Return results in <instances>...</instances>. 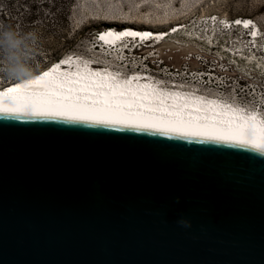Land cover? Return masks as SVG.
<instances>
[{
  "label": "water",
  "instance_id": "95a60500",
  "mask_svg": "<svg viewBox=\"0 0 264 264\" xmlns=\"http://www.w3.org/2000/svg\"><path fill=\"white\" fill-rule=\"evenodd\" d=\"M97 116L0 113V264H264V152Z\"/></svg>",
  "mask_w": 264,
  "mask_h": 264
},
{
  "label": "rangeland",
  "instance_id": "374dc122",
  "mask_svg": "<svg viewBox=\"0 0 264 264\" xmlns=\"http://www.w3.org/2000/svg\"><path fill=\"white\" fill-rule=\"evenodd\" d=\"M44 1L50 5L52 0ZM44 10L45 14L40 22H36L34 27L28 30L25 29L1 48L0 85L10 83L9 76H26L37 72L41 69L40 61L45 63L55 51L56 56L59 54L61 58L70 53L97 56L99 50L95 47H100V44L95 41V33L102 31L109 24L103 20L146 24L159 31L174 24L185 25V32L175 38L181 46L174 45V39L170 38L171 42L167 41L157 47L161 52L167 49L176 52L172 60L177 65L181 63L185 53L193 51V48L185 47L189 43L193 45L191 40L206 37V21L210 16L229 20L249 18L255 20L264 32V0H71L68 23L62 29L55 26V19L59 17L56 9ZM21 15L22 12L8 14L14 18ZM48 29L54 35L61 34L63 39H46ZM135 63H139V60L135 61L133 66ZM14 64L17 67L15 70Z\"/></svg>",
  "mask_w": 264,
  "mask_h": 264
},
{
  "label": "built area",
  "instance_id": "2783aa9c",
  "mask_svg": "<svg viewBox=\"0 0 264 264\" xmlns=\"http://www.w3.org/2000/svg\"><path fill=\"white\" fill-rule=\"evenodd\" d=\"M237 20L242 19L208 17L206 37L191 40L193 45L185 44L193 51L185 53L178 65L172 60L176 52L168 49L161 52L157 47L170 38L174 39V45L181 46L175 38L185 32L183 24L174 27L171 34L165 37V33L161 34L160 38L144 41L137 48L122 41L121 46L127 48L122 72L133 78V82L139 79L169 92L236 102L244 114L255 112L257 117L264 116V32L255 20H245L250 21L247 27L242 21L235 23ZM137 60L139 63L133 66ZM49 64L40 70H46ZM35 72L9 79L20 80Z\"/></svg>",
  "mask_w": 264,
  "mask_h": 264
},
{
  "label": "bare ground",
  "instance_id": "6f19581e",
  "mask_svg": "<svg viewBox=\"0 0 264 264\" xmlns=\"http://www.w3.org/2000/svg\"><path fill=\"white\" fill-rule=\"evenodd\" d=\"M245 20H249V18H245L242 19L241 21L244 22ZM107 23H109L108 25L105 26V28H103L102 34H108L111 33V35H106L104 41H108L111 40L112 38H118L119 40H123L127 37H140V38H147V36H149V40H153L156 38H160L161 34H164L166 32H168V30L173 29L174 27H178L182 24H174L172 27L166 29V30H154L152 29L150 26H147L146 24H142V25H138V24H133L130 22H116L115 20L113 21H106L103 20ZM118 23V24H117ZM109 31V32H106ZM147 34V35H145ZM171 34V33H168ZM168 34H166L165 36H167ZM164 36V37H165ZM97 47H95L96 49ZM67 55H72V53L67 54ZM75 56H79L78 54H75ZM78 60L75 61V64L79 66ZM64 65H66L65 62H61L58 63L57 69L56 71L53 73V76H60V77H65L64 74L67 73V71H63ZM68 65V63H67ZM111 70V69H110ZM109 69L105 70V72H110ZM48 71V70H40L37 71L31 75H29L26 78H22L20 80H13L8 84H5L4 86H0V92H3L6 88L17 84V83H21V82H25V81H30L32 80L34 77L40 75L41 73ZM108 76H110V74H107ZM27 76V75H26ZM101 76V75H100ZM107 77V76H106ZM111 77V76H110ZM118 76L113 77L114 80L110 79V80H104L102 78L100 79H96V77H87L86 81H82V82H78L80 84L83 85H89L91 86V83L89 82L90 80L98 83V89L95 90V93L100 95L101 94H107V95H112L113 97L116 98V96L113 95L114 90L117 87H122V86H117V82H122L121 80H119L117 78ZM121 78H124V76H121ZM127 78V77H125ZM133 78H130V82L129 83H125V81L123 82V89L124 90H128V93L131 94H125V95H129L130 97H127L128 100L129 98L133 99L134 97H136L135 99V103L144 107L143 104V100L149 101L153 98H155V102L154 105L148 106L149 108H153L151 112H156V109L158 106V109H160L159 111L164 113V115L160 114L159 116H153L152 118L148 119H143V117H139V118H130V116L126 115V112L121 111L119 114L115 113V108L113 107H109L107 108V110L105 111L104 114L98 113L97 108H99L97 105L95 104H86L85 102H83L80 96V104L83 105L84 111L85 113H89V114H95V115H103V116H113L116 118H126V119H130V120H134V121H141V122H148V124H160L163 122H174V123H180L185 127H189V128H196V129H200V130H210V131H216V132H221L224 134H227L229 132L226 130H221L215 126H208L207 124V120H213V121H220L221 123H225V122H232V124H241L244 122V120L242 118H246V117H250V116H255L256 117V113H251L250 115H246L244 114L245 112L242 111V109L237 105L236 102H232V101H222L219 98H217L216 100H208L207 98L203 97V96H195V95H190L187 94H181L179 92H169L164 88H159L158 85H154V84H149V82H143L140 81L139 79H136L137 81L134 83ZM55 81H59V82H64V81H60L54 79ZM139 80V81H138ZM132 81V82H131ZM66 84V83H65ZM105 87L107 90L104 91L105 89H103L102 87H104V85H106ZM64 85V83H63ZM135 85V88L133 87ZM158 86V87H157ZM71 87L74 90L78 88V86L76 85H69L67 84L66 86H64V88H68ZM101 87V88H100ZM145 87L147 89H145ZM79 89V88H78ZM167 92H166V91ZM76 90L72 93L73 95H77L75 94ZM80 92V91H79ZM78 92V95H80V93ZM149 94V96L147 95ZM159 95V96H158ZM150 97V98H149ZM171 98V99H170ZM177 98H182V99H177ZM170 100L174 101V104H176V108H179L184 105L187 108V112H183V110H185L184 108L181 110L179 109H174V107H169L167 106V109L165 107L160 106L159 104L157 105V103H161L162 105H166L170 102ZM159 101V102H158ZM150 102V101H149ZM191 106V107H190ZM201 109H198V108ZM208 109L209 111L207 112H203V109ZM179 110L178 113H176L175 111ZM191 110H197L199 113L196 112H191ZM131 111V110H130ZM132 112V111H131ZM136 114L140 115V111H135ZM145 114L141 115L144 116ZM168 116V117H166ZM257 118V117H256Z\"/></svg>",
  "mask_w": 264,
  "mask_h": 264
},
{
  "label": "snow or ice",
  "instance_id": "6c2138e0",
  "mask_svg": "<svg viewBox=\"0 0 264 264\" xmlns=\"http://www.w3.org/2000/svg\"><path fill=\"white\" fill-rule=\"evenodd\" d=\"M235 23L239 24L241 21L237 20ZM243 23L247 27L250 21ZM106 35H111V33L101 34L100 39L104 40ZM56 69L57 66L53 65L51 69L32 80L14 84L0 92V113L17 118L64 117L73 121L85 119L86 113L83 105L80 104L81 98L72 94L75 90L71 87L65 90L62 82L54 80L53 73ZM95 118L98 122L103 123L112 117L97 116ZM242 119L244 123L238 124L235 129L230 130L227 134L189 128L171 121L154 125L137 123L134 126L137 130L141 127H155L162 135H167L170 131H175L181 135L204 134L213 140L227 139L240 146H251L255 150L264 152V121L257 122L254 115Z\"/></svg>",
  "mask_w": 264,
  "mask_h": 264
},
{
  "label": "trees",
  "instance_id": "16d2710c",
  "mask_svg": "<svg viewBox=\"0 0 264 264\" xmlns=\"http://www.w3.org/2000/svg\"><path fill=\"white\" fill-rule=\"evenodd\" d=\"M45 8L47 11H54L56 9L58 12L59 17H56L57 19H55L56 27H61L62 29L64 26H67V18L71 8V0H52L50 5H48L44 0H0V59H2L1 48L6 43L8 44L11 39L18 37L19 34L25 29L28 30L29 28L34 27L36 22H40L44 17ZM21 12L22 15L16 18L8 16V14H16ZM53 35L54 34H52L48 29L45 37L46 39L51 38V40H57L59 37L63 39L61 34L60 36L54 35L56 37ZM51 43L55 44L54 41H51ZM55 52L49 55L45 63L40 61L39 67L44 68L49 63L61 58V55L58 54L56 56L57 52ZM16 68L17 67L14 64L13 70ZM14 77L17 76L14 75Z\"/></svg>",
  "mask_w": 264,
  "mask_h": 264
},
{
  "label": "clouds",
  "instance_id": "9594fccd",
  "mask_svg": "<svg viewBox=\"0 0 264 264\" xmlns=\"http://www.w3.org/2000/svg\"><path fill=\"white\" fill-rule=\"evenodd\" d=\"M124 81L125 80H123L122 83L120 84V86H122V87H120V88L117 87L113 92V95L116 96V98L113 97L112 95L100 93V95L94 94L92 97H90V99H81V100L83 102H85L86 104L97 105L99 107V108H97L98 113H101V114H104L105 111L107 110V108L113 107V108H115V113L119 114L121 111L124 110V112H126V115L130 116V118L143 117V119H146V118L150 119L153 116H159L160 114L165 116L164 113L159 111L160 109H158V106H156L157 107L156 112H151V111H153L152 110L153 108L148 107V106L154 105L155 98L149 100L150 102L147 101V99L143 100V104H146V105H144V107H142V106H140L134 102L136 100L135 99L136 97H134L133 99L129 98V100H128L127 97H130V96L129 95L127 96L125 94H131V93H128L127 92L128 90L123 89V87H124L123 82ZM125 83H129V82L125 81ZM133 87L135 88V85ZM103 89H105L104 91L107 90L106 88H103ZM145 89H147V88L145 87ZM147 95L149 96V94H147ZM177 99H180V98H177ZM158 104L162 107H165L166 109H167V106L174 107V109H179V110L180 109L182 110L184 108L185 110H183V112H187L186 106L181 105L182 108L181 107L176 108V104H174V101H172V100H170V102L166 105H162L160 102L157 103V105ZM196 108H198V107H196ZM198 109H201V108H198ZM179 110H176L175 112L178 113ZM203 110H204L203 112L209 111L208 109H205V108ZM135 111H140V115L136 114ZM191 112L199 113L197 110H191ZM143 114H145V115L141 116ZM166 117H168V116H166ZM256 121L257 122L264 121V116L259 115V117H257ZM206 122H207L206 125H208V126H215L221 130H226V131H228V130L230 131L232 129H235L237 126V124H232V122L221 123L220 121H213V120H207Z\"/></svg>",
  "mask_w": 264,
  "mask_h": 264
}]
</instances>
